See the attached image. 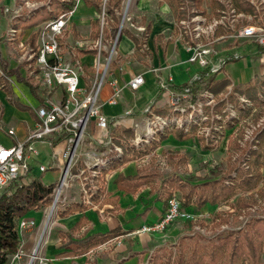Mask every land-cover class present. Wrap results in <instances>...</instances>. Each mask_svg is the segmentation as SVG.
<instances>
[{
  "label": "rangeland",
  "instance_id": "obj_1",
  "mask_svg": "<svg viewBox=\"0 0 264 264\" xmlns=\"http://www.w3.org/2000/svg\"><path fill=\"white\" fill-rule=\"evenodd\" d=\"M48 2L49 0H0V59L4 62L6 69L14 71L23 80L31 84L32 87L35 88L36 94L48 95L46 99L58 101V99H54V96L55 98L61 96L58 90H56L53 97L49 96L48 91L42 87L40 81L33 77L34 68L32 65L30 66L27 61V54L30 48L27 42L28 33L22 32V29L19 27L16 38L13 40L11 39L13 24H18L19 20L29 18L30 15L41 6L46 7ZM222 2L221 0V4H219L222 8H220L219 5L213 6L211 0H201L200 5H195V7L186 3L183 21H186V25L191 29L192 22H195V17H199L204 13L203 16L210 19V17L216 13L213 11V7H215V9L225 10L224 3ZM81 3L82 2H80V4ZM153 5L156 7V1L153 2ZM139 7L140 0H121L120 10L117 13L119 18L118 25L110 30L112 41L117 37V31L124 15L127 21H125L122 31L117 37L115 55L113 56L111 64L116 62L117 43L122 38L124 31L127 30L134 36H138L142 33L138 31L137 28H144V25L141 24V18L145 16V13L140 11ZM156 8L160 10L159 15L169 23L170 26H175L172 15L166 7L158 9L157 6ZM228 16L229 12L226 10V18L223 20L224 25L228 22ZM258 18V22H260L262 13L259 14ZM94 19L98 20L100 25L102 23L103 27L106 26L105 20L107 17L105 9L104 15L102 13V1L101 12L99 14L94 12L91 20ZM69 20L67 21L68 26ZM240 22H246V18L241 17L238 19V26ZM88 29L89 25L85 23L82 29L78 31L75 30L79 40L82 39L81 37L85 35V31ZM236 30L232 31V34H234ZM229 35L231 34L227 33L224 29H219L216 32V37ZM166 36L168 35L166 34ZM69 42L73 43V40ZM102 45L105 47V51L111 48V44H109L108 41L106 42L103 40ZM214 46L219 55L237 54L239 59L231 62L229 61L220 74L212 76L201 75V83L195 81V86H193V88L195 87L198 91L187 94L186 100L182 101L179 105L180 108L187 109L186 113H176L168 100L164 101L165 103H162L163 105L160 107L162 110L161 113L163 114L156 115L152 113L155 106H150L145 113L141 114V117L144 118L141 132H144V135L138 138H142L143 143L136 146L134 144L133 146L142 148L143 146L141 145L148 147L153 143L156 145V148L150 151L149 156L135 161L136 173L147 176L149 182L147 187L151 190V194L162 199L164 203L171 197L181 200V192L175 188L177 186L175 185L177 183L176 180H178L179 184L188 185V187H195L206 182L221 179L224 184H228L227 176L230 175L235 177V175H238L237 171L241 174L248 175L254 170V159L251 152H257L259 150L257 136L264 129V102L262 103V98L264 97V84H262L264 82V51L259 50L257 54H255L252 43L237 39L223 40L217 42ZM118 49H120V47ZM143 50L145 51V47ZM137 53H139V56L141 55L140 52ZM119 60L120 59H118V61ZM136 60V62L142 65L141 68L149 67L147 61L145 62L141 58H136ZM124 61L125 60H122L121 63ZM126 61H128V59H126ZM103 62L104 61H102V63ZM111 70L112 68L110 66L104 78V88L109 86L110 83L115 82V79L109 77ZM91 78L90 84L87 83V86L94 83V76ZM208 78H213L215 80L225 78L231 82L232 86H250L251 93L254 95L257 94V98H259L261 102H259L260 104H255L242 95L239 96L234 94L232 92V86L224 88V90L217 95L209 93L204 89L205 82ZM5 81L6 82L3 84L6 85V88L4 87L1 89L5 94L0 90V134L3 135H6L8 127L14 126V124L19 121L17 115L20 112L15 106L10 105V103L17 102L22 106H28L30 103L31 107L36 106V103L33 101L31 94L24 84L17 83L14 76ZM9 85L11 86L9 87ZM117 85L119 86V84ZM6 96L10 99L9 101H6ZM242 100H246L247 102H243ZM191 106H193V108L195 107V110L193 108L188 109V107ZM156 116L162 119H168L170 123L169 129L164 127L163 130H159L158 124L155 122L154 118ZM194 118L195 123L191 122ZM192 127L194 132L189 135L190 133L188 132H190V128ZM180 130L184 134H187L186 142H183L182 145L178 147L161 146L164 134ZM64 147L65 144L62 143L58 148L62 149ZM114 152L117 155V152ZM122 153L123 151H121L120 154L118 153L119 156L117 157L120 158ZM81 163L82 159L80 158L79 163L75 167V174H73L71 170L66 186L62 188L60 202L56 207H52V203L55 197V191H57L60 185L63 169L60 175H58V172L52 170H48L43 175V182L45 185L56 183V188L54 190V195H52L51 205L40 210L43 213L40 222H38L39 225L46 220L50 223L55 218L58 210L70 206L71 200H76V202H79L83 207L91 203L92 196H94L101 187V183L93 182L95 181L94 179L99 176L100 172L96 171V174H94L91 170V165L87 167L83 164L84 162L80 165ZM258 171L262 179H264V167L259 168ZM262 179L258 185V189L262 187ZM29 180L30 175L26 178L17 180L15 183L5 188V190L9 193L10 188H15V186L27 183ZM173 181L175 182L174 185L173 183L171 184ZM255 193L256 191H253L250 195L253 197L254 201L249 202L248 207L241 211H235L234 208L236 198L239 197L237 196L229 202V205H218L213 208L206 207L200 212L189 210L191 214L197 216L194 222L181 220L173 222L162 234L157 235L162 236L161 238L163 241L166 239L165 235L169 227L177 223L183 224L186 235L176 237L164 243L169 248L168 251L171 252L172 255L175 253V248H177L180 243L189 244L191 241L194 242L198 240L202 243L214 242L218 235L225 234L229 231L235 232L243 228L249 220L264 217V198L260 199ZM247 196L248 194L243 195L244 198ZM217 216H221V220H224L225 223H222V221L219 222ZM33 230L34 229L29 231L31 232ZM29 231H26V233ZM48 232L47 228L43 231L39 243L40 245L47 239ZM35 255L40 258L38 250ZM150 255L151 253L142 258V260L144 259L143 264H149ZM30 257L31 253L27 258H22L20 261L21 264L38 263V261L30 262ZM46 260L48 264L49 260ZM261 264H264V256Z\"/></svg>",
  "mask_w": 264,
  "mask_h": 264
},
{
  "label": "crops",
  "instance_id": "obj_2",
  "mask_svg": "<svg viewBox=\"0 0 264 264\" xmlns=\"http://www.w3.org/2000/svg\"><path fill=\"white\" fill-rule=\"evenodd\" d=\"M154 1H156L158 9L166 7L170 12L168 6L160 3L159 0H140L139 9L145 13V16H142V18L146 20V23L150 24V33L140 46H135L129 37L125 35V32L129 33V31H124L122 38L117 43V59L116 62L111 64L112 70L109 76L115 79V82L119 86H122L133 76L142 74L144 85L136 92L123 90L116 105L108 104V100L113 92L112 87L110 85L105 88L103 87L99 95V104L101 106V113L109 119L108 130L101 131L95 126L94 122H91L80 145L82 163L85 160L84 155L86 154L90 156L94 154L95 158L101 162L94 165L91 170L98 172L102 170L105 172L102 182L98 178L93 181L94 183H101L100 188L103 194L98 195L95 203L91 202L88 206L81 208L73 207V205L79 206L80 203L76 202V200H71L70 206L58 210L55 218L50 223L46 220L39 225L38 222H40L43 212L40 210L30 212L24 218L34 220L37 225L33 231L25 232L20 236L19 246L23 253L20 259L15 260L14 256H12L7 264H21L22 258H27L30 253L32 254L34 251L36 253L37 250L40 258L49 260L48 264H143L144 259L142 260V258L147 256V254L151 253L152 255L155 250L163 247L169 249L164 243L176 237L186 235L184 226L181 223L169 227L166 231V239L163 241L162 236L157 234L138 233L142 227L156 224L161 219L164 213V201L151 194V190L147 186L134 192L115 183L119 175L128 177L136 174V165H134L136 160L126 163L119 162V157H117L119 155L118 153L117 155L115 154L114 148H119L121 151L123 149L112 143L111 135L113 133L117 135L121 130L130 129L134 137L129 140L128 144L132 145L135 138L144 135V132H141L144 123V118L141 117V114L145 113L150 106H155L152 113L159 115L158 112L161 113L162 111L160 107L165 103L164 101L169 100V93L160 90L159 83L171 77L173 85L169 90H177L181 86L188 84L196 74L200 73L197 67L187 62L189 57V52L187 51L189 38L187 34H183V30L178 26L183 19L180 21L173 19L175 26H170L159 15L160 10H157L153 5ZM80 2L68 22L69 26L68 24L65 26L60 44L65 58L74 57L83 64L85 73L81 84L89 87L91 85L87 86V83L90 84L91 77L94 76L92 64L95 53L90 49L74 50L75 42L79 41L75 30L82 29L83 25L88 23L89 29L84 30L85 35L81 37V40L93 43L96 39L91 37V22L95 19H91L95 11L92 8L86 7L83 3L80 4ZM15 25L13 24L12 26V33L14 31L11 36L12 40L16 38L17 31L19 30V28L15 29ZM43 25L35 29L22 30V32L28 33L27 42L31 33L35 31L39 32ZM105 27L108 37H105L103 34V40L107 42L112 38L110 32L112 28L108 24ZM71 40H73V43L69 42ZM37 43L38 39L35 43L36 48ZM119 47L120 49H118ZM142 47H145V51ZM29 50H32V48H29ZM137 52L141 53L140 56L145 57H140ZM136 58H141L145 62L147 61L149 67L141 68L142 65L136 62ZM118 59L121 61H118ZM122 60L125 61L121 63ZM33 77L36 78L35 70ZM58 91L61 94V91ZM1 92L5 94L3 90ZM55 92L48 94L53 97ZM46 97L48 98V95L44 96L38 93L37 97L32 96L36 106L31 107L29 103L26 106L27 110H20L14 103H10V105L15 106L20 112L17 115L19 121L14 126L8 127L6 135L0 134V146L11 147L23 142L28 134L36 129L37 118L35 110L42 105ZM5 99L6 101L10 100L7 96ZM54 99H56L55 96ZM127 112H129V115H125ZM118 127L121 128L119 129ZM9 130H12L14 134L8 135ZM163 137L161 142L162 147H178L187 141L177 140L173 133L164 134ZM49 142L51 145H48V143L36 144L37 155L30 156L28 159L31 171L30 178L40 177L42 183H44L43 175L48 170L58 172V175H60L64 167V160L61 157L66 148L64 136L60 134L52 135L49 138ZM62 143L65 144V147L62 149L58 148ZM41 166H45L47 169L43 173H39L38 171V168ZM206 207L211 208V206H205L204 208ZM65 210H68V213L62 216L61 212ZM187 210L197 211L193 206ZM46 228L49 231L48 237L40 245L43 231ZM110 232H116L119 236L104 244L92 246L81 251L76 250V243L80 240ZM148 263L151 264L150 261Z\"/></svg>",
  "mask_w": 264,
  "mask_h": 264
},
{
  "label": "built area",
  "instance_id": "obj_3",
  "mask_svg": "<svg viewBox=\"0 0 264 264\" xmlns=\"http://www.w3.org/2000/svg\"><path fill=\"white\" fill-rule=\"evenodd\" d=\"M80 1L76 0L74 8L69 13L59 16L56 21L44 24L39 30L36 50L28 51L27 61L36 71V78L40 80L42 87L49 94H53L58 89L61 91V96L56 98L58 101L46 99L35 110L37 118L36 129L28 134L23 142L11 147L0 146V193L17 180L30 175L31 171L28 159L30 156L37 155L36 144L48 143V145H51L49 138L52 135L60 134L64 136L66 148L61 156L64 160V167L60 185L57 191H55V197L52 203L53 207H56L60 202L62 188L66 186L71 170L78 164L79 159L82 157L80 154V145L88 125L94 122L99 130H108L109 119L101 113L99 95L103 87L105 75L115 55L117 37L127 20L124 15L119 25L116 39L112 41L111 38L108 41L111 44V48L108 51H105V47L102 45V23L100 25L99 37L93 43L84 40L75 42V51L90 49L95 53L92 64L95 78L94 83L89 87L83 86L81 84L85 73L83 64L74 57L69 59L65 58L60 44L67 21L74 14ZM101 1L102 13L104 15L107 0ZM215 1L218 2L217 5L221 4V0ZM222 1L225 10H219L213 7V11L217 15H212L210 19L204 17L203 13V15L201 14V16L195 17V22H192L191 29L186 25V21H181L178 25L183 30V34H187L189 38L187 44L189 57L187 62L197 67L200 73L196 74L193 80L181 90H169L173 85L171 77L159 83V89L169 93V103L176 113H186L187 109L180 108L179 105L182 101L186 100L187 94L190 93L192 83L201 80V75H218L229 61L239 59L237 54L219 55L214 46L217 42L227 39L246 40L253 44L255 54L259 50L264 51V0H244L251 7V14L237 13L232 8L230 0ZM226 10L229 12V18L227 24L224 25L223 20L226 18ZM260 13H262V18L258 22ZM241 17L246 18V22H240L238 26V19ZM219 29H224L231 35L216 37V32ZM137 30L143 32L144 28H137ZM234 30L236 32L232 34ZM102 61L104 62L102 63ZM143 85L144 77L142 74L133 76L122 86H118L116 82H112L110 86L113 92L108 100V104L116 105L123 90L126 89L131 92H136ZM242 101L247 102L246 100ZM189 108H193V106ZM193 109L195 110V107ZM125 115H129V112ZM154 118L159 130H163L164 127L169 129L170 123L168 119H162L158 116ZM191 122L195 123V118ZM13 134L12 130L8 131V135ZM142 141V138L139 139L137 137L133 140L132 146L143 143ZM114 150L119 154L121 153V149L119 148H114ZM84 157L83 164L87 167L89 165L93 167L101 163L99 159L95 158L94 154L91 156L86 154ZM46 170L45 166L38 168L39 173H43ZM92 171L96 174V171ZM196 219L197 216H194L189 210L181 207V203L177 198L171 197L167 202V209L164 211L161 219L156 224L142 227L138 233L162 234L173 222L179 220L194 222ZM35 227L36 223L34 220L27 218L20 219L17 225L18 237L20 238L24 232L32 230ZM22 255L23 253L19 246V250L14 255V259L19 260ZM32 261H38L39 264H47L46 259L36 257L35 251L32 252L30 257V262Z\"/></svg>",
  "mask_w": 264,
  "mask_h": 264
},
{
  "label": "trees",
  "instance_id": "obj_4",
  "mask_svg": "<svg viewBox=\"0 0 264 264\" xmlns=\"http://www.w3.org/2000/svg\"><path fill=\"white\" fill-rule=\"evenodd\" d=\"M43 1V0H39ZM160 3L166 4L170 10V13L175 21H180L184 18V8L186 3L190 6L200 5L201 0H159ZM232 8L237 13L251 14V7L244 0H230ZM81 2L88 8H92L96 13L101 12V0H81ZM213 6H216L218 2L211 0ZM76 0H49L47 6H41L35 10L29 18L19 20L18 24L14 27H19L25 31L35 29L43 24L58 20L59 16L69 13L75 6ZM121 0H107L105 5V14L107 19L105 23L110 28L118 25L117 13L120 10ZM220 6V5H219ZM220 8H222L220 6ZM141 24H143L144 31L138 36L125 32V35L135 44L140 46L141 43L147 39L150 33V24L146 23L144 18H141ZM100 34V22L94 20L91 22V37L98 39ZM102 34L108 37L106 27L102 28ZM39 37V32H32L28 42L32 51L36 50V41ZM0 87L6 88L3 83L10 77H15L18 83L24 84L30 94L37 97L35 88L32 87L27 81L23 80L14 71L6 69L4 62L0 59ZM197 82V81H196ZM198 83H201L198 80ZM194 84V85H193ZM264 84V82L262 83ZM186 85L181 86L177 90H181ZM195 82L192 83L190 93L198 91L195 89ZM232 86L228 79L222 78L215 80L208 78L205 82L204 89L214 95L219 94L224 88ZM9 90V89H8ZM250 86H232V92L239 96H244L247 100L254 102L255 104L261 102L257 98V94L251 93ZM264 97L262 98V103ZM260 104V103H259ZM14 105L20 110H27L26 106L19 105L14 102ZM158 112V111H157ZM158 114H162L158 112ZM194 132L193 127L190 128L191 135ZM174 137L179 141H184L187 138V134L180 131L172 132ZM134 137L132 130H121L117 135L114 133L111 135V141L117 146L123 149L122 156L119 158V162L126 163L145 157L150 154V151L156 148L155 144H150L148 147L142 148L129 145L128 142ZM164 138V137H163ZM163 140V139H162ZM259 150L257 152H251L253 156L254 170L251 174H241L237 171L238 175L235 177L227 176L228 184H224L223 180H214L206 182L195 187H188V185H181L177 183L175 188L181 192V207L188 209L193 206L195 209L201 210L205 206H218L229 205V202L236 198L235 211H241L248 207L249 202L254 201L250 196L253 191L261 199L264 198V179L258 169L264 167V129L257 136ZM208 149V148H205ZM76 167V166H75ZM72 169V173H76V168ZM105 175L104 171H100L98 179L103 180ZM263 181L262 187L258 189L260 181ZM115 183L134 192L139 191L142 187L148 185L147 176L136 173L134 176L123 177L119 175ZM174 181L171 182V184ZM12 185V184H11ZM56 188V183L45 185L42 183L41 178H30L27 183H23L15 188H10V192L2 190L0 193V264H7L9 259L14 256L19 250V237L17 225L18 221L26 217L32 211H39L47 208L52 203V195ZM98 192L91 198V202L97 201L98 195H102V189H98ZM240 193V195H239ZM244 194H248L247 197H243ZM170 199V198H169ZM168 199V200H169ZM164 203V211L167 209V202ZM75 208H81L83 206L73 205ZM68 213V210L62 211L61 215L64 216ZM221 216H217L219 222L225 223L221 220ZM119 236L116 232H110L104 235H96L84 240H80L76 243V250L81 251L86 248L104 244ZM173 256V257H172ZM264 256V217L254 218L246 222L245 226L235 232L229 231L225 234L218 235L214 242L202 243L201 241L190 242L189 244L180 243L175 249V253L166 248H160L154 251L150 257L151 264H261Z\"/></svg>",
  "mask_w": 264,
  "mask_h": 264
},
{
  "label": "water",
  "instance_id": "obj_5",
  "mask_svg": "<svg viewBox=\"0 0 264 264\" xmlns=\"http://www.w3.org/2000/svg\"><path fill=\"white\" fill-rule=\"evenodd\" d=\"M52 207H53V204H52Z\"/></svg>",
  "mask_w": 264,
  "mask_h": 264
}]
</instances>
